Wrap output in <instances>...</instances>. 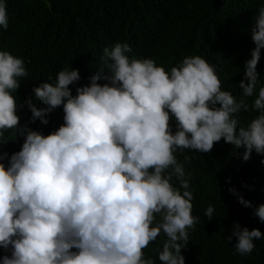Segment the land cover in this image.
Masks as SVG:
<instances>
[{"label":"clouds","instance_id":"9594fccd","mask_svg":"<svg viewBox=\"0 0 264 264\" xmlns=\"http://www.w3.org/2000/svg\"><path fill=\"white\" fill-rule=\"evenodd\" d=\"M8 26L7 3L0 0V27ZM251 38L255 47L239 99L222 90L217 65L200 55L166 70L117 42L103 49L102 67L75 95L70 85L81 79L79 70L64 68L18 105L14 94L29 71L22 58L0 50V264H155L144 249L161 235L162 247L155 250L160 264H185L188 230L200 218L192 214L185 168L191 157L180 162L177 151L209 153L223 139L234 152L244 149V161L253 151L264 156V86L257 92L256 70L264 6ZM21 106L30 110L31 122L43 125L62 107L63 123L48 134L21 125ZM250 109L258 115L241 124L239 114ZM18 136L19 151H2ZM229 191L252 207L235 188ZM214 212L209 205L204 216L211 220ZM254 215L264 222V204ZM233 237L234 254L247 256L264 234L237 222L228 241Z\"/></svg>","mask_w":264,"mask_h":264},{"label":"trees","instance_id":"16d2710c","mask_svg":"<svg viewBox=\"0 0 264 264\" xmlns=\"http://www.w3.org/2000/svg\"><path fill=\"white\" fill-rule=\"evenodd\" d=\"M9 26L0 27V50L22 58L29 77L21 78L14 94L18 105L32 93V88L48 77L55 79L64 68L79 70L81 79L70 85L76 88L89 83L96 69L102 67L99 57L105 47L128 43L138 58H150L158 66L170 70L186 56L200 55L216 64L222 90L232 91L240 98L239 82L243 79L245 62L255 47L251 28L264 6V0H6ZM260 86H264V49L257 64ZM51 82V81H49ZM103 83V81H100ZM253 98H247L251 104ZM20 124L48 134L63 123V108L55 109L49 124L31 122L26 106L18 107ZM258 112L242 111L241 124L246 125ZM173 130H175V121ZM11 139V133L5 134ZM23 137L6 143L2 151L11 155L19 151ZM244 149L234 152L223 139L209 153L177 151L180 162L184 156L193 193L194 216L199 222L189 229V244L182 249L185 264H264V237L254 240L255 248L247 256L235 252L236 237L228 241L232 225L239 223L249 230L258 228L264 234V222L254 209L264 204V156L253 151L250 159H242ZM6 162V161H5ZM178 187L179 182L173 178ZM235 188L252 207L238 202ZM213 206L214 218L204 216ZM161 235L144 249L145 258L160 264L155 251L162 247Z\"/></svg>","mask_w":264,"mask_h":264}]
</instances>
